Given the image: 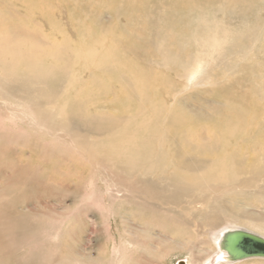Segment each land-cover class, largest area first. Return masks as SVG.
I'll return each instance as SVG.
<instances>
[{"label":"rangeland","instance_id":"1","mask_svg":"<svg viewBox=\"0 0 264 264\" xmlns=\"http://www.w3.org/2000/svg\"><path fill=\"white\" fill-rule=\"evenodd\" d=\"M141 1L0 0V33L18 36L32 32L30 34L37 37L33 40L26 37L28 43L40 47L43 54L44 49L56 52L55 58L59 49L63 59L56 58L54 63V57L47 52L46 60L60 67L67 64L71 69V79L75 84L68 92L70 97L80 93L76 79L92 80L90 72L105 57L104 54L108 55L110 48L112 55L120 57L127 67L133 66L132 70L135 68L133 76L139 78L148 90H158L156 96L150 93L154 91H149L151 96L147 93L150 98L154 97L158 111L157 120L151 119V122L161 123L166 116V107L170 106L169 110L177 109L175 112L187 115L184 116L187 122L191 119L189 123H199L197 133L203 130L202 125L222 131L224 124L229 125L231 121L242 122V128L250 127L248 122L253 120L262 121L260 124L264 126V0ZM210 2L216 6L209 7ZM130 3L133 6L128 5ZM201 10L207 12L204 13L207 17L213 16L208 12L217 10L214 14L216 18L224 19L235 41V49L255 43L257 47L246 59L236 53L239 49H233L235 55L227 64L228 68H235L233 71L226 70L221 62L216 61L206 66V71L199 72L197 79L188 86L185 72L179 66L182 71L175 65L170 64L165 69L151 63V60L159 59L154 53V45H151L155 40L153 35L159 30L168 43L167 49L173 54H181L183 59L187 58L196 47L188 42L190 37L188 40L185 38L188 37L186 35L192 36L196 27L193 19ZM163 19H167L166 22ZM17 26L24 31H19ZM175 41L185 45L182 50ZM129 45L133 48L130 54L126 51ZM124 73L125 68L120 65L117 71L97 75L96 83L90 81L92 83L87 87L91 88L83 91L79 98L83 103L97 98L101 108L94 106L90 109L92 113L97 109L99 113L106 112L105 109L117 113V97L113 103L115 108L106 100L110 95L109 88L120 98L126 96L125 89L120 92L125 88V83L119 80ZM206 76L209 78L207 81ZM48 82L47 86L56 90L54 75ZM132 104L133 107L136 104V108L138 102L132 101ZM63 113L64 118L70 117ZM49 126L50 129L55 128L51 124ZM250 128L254 129L253 126ZM70 131L72 137L84 135L78 130ZM45 134L26 118L15 117L12 110L0 105V264H201L214 250L207 236L208 230L232 223L264 235V204L258 201V196L236 192L215 198L213 187L217 185L209 183L210 207L220 210L223 215L214 223L204 222L200 228L197 220L183 219L191 218L188 210L184 212L177 208V211L170 212L161 202L149 198L145 188L134 183L138 180L137 174L123 178L122 173L111 170L108 158H113V155L109 157L107 150L92 153L89 149V153L83 146L79 147L80 142L75 137L76 146L86 154L83 156ZM106 152L108 155H104ZM97 170L105 173L107 182L101 179L103 174ZM172 172H175L173 168L162 178L169 180ZM158 176L159 172L150 175L154 181L162 180ZM174 183L172 181V185ZM160 184L163 188L165 183ZM254 191L246 190L249 193ZM162 195L165 194H158L154 199ZM189 208L195 210V216L198 211L201 215L211 211L198 201H190ZM196 217L202 220L200 216ZM184 221L192 222V225L187 226ZM248 260L243 262L264 264L260 259Z\"/></svg>","mask_w":264,"mask_h":264},{"label":"bare ground","instance_id":"2","mask_svg":"<svg viewBox=\"0 0 264 264\" xmlns=\"http://www.w3.org/2000/svg\"><path fill=\"white\" fill-rule=\"evenodd\" d=\"M146 1L147 0H142L141 3H145ZM181 1L185 0H180L179 2ZM174 4L177 3L174 1ZM209 4V7L216 6L211 2ZM128 5L133 6L132 3ZM140 6L142 5L140 4ZM191 7H193L192 4ZM221 7H219V9H221ZM200 8L202 9L203 6ZM204 10H206V6ZM207 11H209L208 8ZM216 11L208 12L213 14V16L209 15V17H207L205 15L207 12L201 10L200 14L196 15V18H192L195 20L194 23H196V27L193 25L195 29L192 36L181 32L183 35L188 36L185 38L186 40L190 37L188 42H190L191 45L194 44L196 47L194 52L192 48V53L188 54V57L185 59L180 57L181 54H173L167 49L165 38L163 39L161 32L157 30L154 34L155 36L153 35L155 40L152 42L153 44L151 46L154 45V53L159 59H157V61L151 60V63L165 69L169 68L170 64L171 66L175 65V68L179 66L185 72L184 79H186V84H188V86H190V82L197 79L200 75L198 74L199 72L204 71L207 68L206 66L215 64L216 61L221 62L226 70L233 71L235 68L230 69V67H227V64L228 60H231V57L235 55V53H233V49H235L233 43L235 41H233L232 33L227 29L224 19L216 18L214 14L217 13ZM218 12L223 13L222 10ZM166 20H164V22H166ZM167 21H169V19ZM168 25L170 26L169 23ZM15 27L16 26H14V28ZM17 28L20 27L17 26ZM187 28L189 30L190 27L187 26ZM19 31L24 30L20 28ZM11 32H13V30H11ZM11 32H9V34ZM30 33H21V35L18 36H10L8 34L4 36L3 33H0V105L12 110V114L15 117L20 116L26 118L33 127L39 130V132L50 134L56 140L70 146L73 150L75 149L79 154L82 153L78 146H76V139L80 142L79 147L83 146L84 148H82H86L88 152L91 150L93 151L92 153H96V150H107L109 152V157L113 155V158L107 157L110 162L109 168L111 170H115V172L120 174L122 173L123 178L132 177L134 174H137L138 180H134V183L136 182L142 185L149 198L161 202L167 207L166 210L170 212H174L177 208L178 210L179 208L185 210L184 212L188 210L191 218L189 220L186 218L183 219L185 221H192V219L197 220L196 224H198L200 228H202L204 222L214 223L218 217L223 215L220 210L218 211L210 207V202H208L210 193L207 186L209 183L217 185L213 187L216 193L215 198H219L222 195L229 196L232 193L238 192V194H253L254 196H258V201L264 204V126L260 124L262 121H258L259 123L257 120L248 122L250 127L253 126L254 129L246 126L242 128L243 124H241L242 122L240 121H231L232 123H229V125H227L228 123L224 124L223 129L221 128L222 131L216 128L214 129V127L207 128L202 125L203 130L201 129V132H204L201 133L199 131L197 133L198 125H200L199 123H189L192 121L190 119L192 117H188L190 121L187 122L184 117L187 115L183 116V113L180 111L175 112L177 109L169 110L170 106H167L165 112L168 114L165 113L166 116L164 119L162 118V122H151V119L156 118L157 120L158 111L157 108H155L156 105L153 101L154 97L150 98L148 94L151 90L154 92L150 93L156 96L157 94H155V92L158 90L152 88L148 90L147 86L138 80L139 78L137 79L133 76L135 68L132 70L133 66L127 67L120 57L114 54L113 56L112 49L110 48L107 50L108 55L104 54L105 57H102V59L97 62L93 71L90 72L89 78L92 79L95 84L97 75L110 74V72L117 71L120 65H123L125 73L120 76L119 80L125 83V88H121L120 92L125 89L126 96L120 98L119 95L113 92L111 93L113 89L109 88L110 91L108 92L110 95H107L106 102H110L112 108H115L113 103L117 97V113H113L111 109H105L106 112L104 113H99L97 109L96 112L92 113L90 109L100 105L97 98L85 101V103L79 98V96L83 95V91H88L87 89L91 88L90 86L87 87V84L92 80L77 78L76 82L80 84V93L77 94V91H75L74 93L76 94L71 93L72 97H70L68 92L75 84L71 79V69H69L67 64L65 65L66 67H60L58 64H53V61L47 62L46 58L48 57V53H51L50 55L54 57L56 52H48L47 50V53L44 49L45 54H43L40 47L29 44L27 38L33 40L34 37H37L36 34L33 36V34ZM13 34H15V32H13ZM178 38L180 39V37ZM182 40L183 39H181V41ZM184 42L187 43V41ZM145 43H147V41ZM176 45H179L181 50L185 46L178 42ZM129 47L127 50L125 48L127 53L133 50V48ZM255 47H257L256 43L249 47L238 46L235 50L239 49V51L237 50V52H235L242 54L243 58L246 59L252 51H254ZM58 51L60 52L59 49ZM59 52H57L56 58L61 60L64 55H61V52ZM76 52L72 53L77 55ZM177 52L179 53V51ZM138 54L136 55L139 56ZM93 55L95 56V53ZM95 57L96 59L99 58L97 54ZM56 58L54 57L53 59L54 63L57 61ZM66 60L68 61V59ZM135 66H137V64ZM20 67H22V70H20ZM53 75L54 81L56 82V90H51L47 86V82ZM204 76L205 74H203V77ZM206 77L205 81L209 79ZM201 78L200 80H202ZM85 87L87 88L83 90ZM65 95L66 98L63 97ZM149 95L151 96V94ZM132 101L138 102L136 108V104L133 107ZM194 107L196 109L197 105ZM63 112L66 114L68 113L67 115H70V117L66 116L64 118L62 116L64 115ZM71 116H73V118H71ZM50 124L52 128H55L50 129ZM184 126L188 127L185 128ZM71 129L81 131L84 135L81 134V136L79 135L80 137L75 135V139V137H72V131L69 132ZM112 135L115 137L112 138ZM106 136L109 137V139ZM94 137L97 138L94 139ZM106 138L108 139L107 141ZM195 139L200 141L197 142ZM82 152H84V150ZM98 154L100 155V153ZM104 155H108L107 152ZM171 168H173L175 172L171 173L170 179L166 180L167 178H162ZM97 172L103 174V172L99 170H97ZM155 172H159L160 176H158V178L162 180L154 181L152 177H150V175L152 176ZM103 176H101V179L107 182L108 178L105 176V173ZM133 179H136L135 176ZM172 181L175 182L174 185H172ZM163 182L165 184L163 188H161L160 183ZM107 185L111 188L108 183ZM249 189H255V191L251 193L246 192V190ZM158 194L165 195L154 199ZM184 200L189 201L184 202ZM190 201H198L206 205L207 209L209 208L211 211L205 212V214L203 212L202 215L201 212L198 211L196 216H200V218H202L201 220L195 216V210L189 208ZM239 218H241V216ZM185 225L191 226L192 222H185ZM237 228H243L264 237V235L250 230L249 228L237 226L232 223H226L216 230H208L207 236L211 244H213L214 250L201 262V264H243L246 262L234 263L228 260L226 252L222 251L220 248L223 234L226 231ZM260 260L264 261V259ZM260 260L257 261L260 262ZM251 261L253 262L254 260Z\"/></svg>","mask_w":264,"mask_h":264},{"label":"water","instance_id":"3","mask_svg":"<svg viewBox=\"0 0 264 264\" xmlns=\"http://www.w3.org/2000/svg\"><path fill=\"white\" fill-rule=\"evenodd\" d=\"M227 259L241 262L248 259H264V237L243 228L226 231L220 242Z\"/></svg>","mask_w":264,"mask_h":264}]
</instances>
